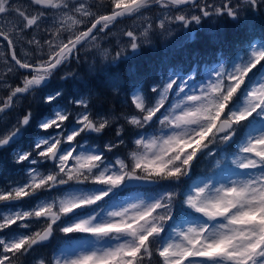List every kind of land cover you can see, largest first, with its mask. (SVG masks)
I'll return each instance as SVG.
<instances>
[{
	"label": "snow or ice",
	"instance_id": "6c2138e0",
	"mask_svg": "<svg viewBox=\"0 0 264 264\" xmlns=\"http://www.w3.org/2000/svg\"><path fill=\"white\" fill-rule=\"evenodd\" d=\"M152 9L156 15H146ZM262 9L264 0H28L26 7L0 0V21L15 18L11 27L0 25V93L7 91L0 118L37 91L49 109L0 129V150L26 165L27 176L0 190V264H20L53 239L52 254L34 264H264V37L249 39L242 56L206 67L204 76L199 53L187 70L166 65L150 86L147 77L126 86L110 71L152 33L178 29L187 42L195 39L192 25L212 18L226 17L253 36ZM125 18L140 20V28L123 30L126 40L110 53L101 41ZM85 45L108 61L90 71L110 91L126 90L134 112L115 120L93 115V90L68 98L63 85L49 88ZM18 46L33 55L18 56ZM16 73L23 79L13 87ZM121 118L114 139L97 144ZM122 147L127 155L111 159ZM201 164L209 170L197 174ZM141 186L147 189L133 192Z\"/></svg>",
	"mask_w": 264,
	"mask_h": 264
},
{
	"label": "trees",
	"instance_id": "16d2710c",
	"mask_svg": "<svg viewBox=\"0 0 264 264\" xmlns=\"http://www.w3.org/2000/svg\"><path fill=\"white\" fill-rule=\"evenodd\" d=\"M107 10L110 11V8ZM255 20V33L253 36L249 35L246 28L225 17L219 20L220 24L215 32V39L213 35L207 33L201 26H195L191 34L195 39L187 42L168 44L165 48L159 45L153 48L143 45L138 54L132 56L126 62L120 63L118 67H111L110 71L119 73L126 86L136 77H147V81L143 82L150 85L151 80L157 78L159 70L163 69L166 65L183 66L187 70L191 66L193 53H199V58L204 61L199 64V69L202 66L213 65L221 61L228 63L238 57V54H244L242 47H247L246 41L249 39L258 41L261 37H264V15L260 13L259 16H256ZM114 50L115 48H112L110 53L114 54ZM80 61H70L67 71L80 73L83 77L82 82L74 83L71 79L68 81L61 80L62 70L51 78L53 79L50 81L51 88L63 85L62 90L68 98H71L77 92L88 96L89 91L93 90L91 95V111L93 114L100 113L121 116V114L135 111L128 100L126 90H122L118 94L110 91L105 85V77L99 71L94 73L88 72ZM72 84L75 86V89ZM28 111H31L37 119L49 114L47 106L43 105L38 99L34 100L30 97L22 100L20 114L27 113ZM120 121L124 124V121ZM36 131L37 129L32 128L26 133L24 138L25 146L34 138L33 134ZM113 132V127L107 129L95 142L102 143L112 138ZM128 150V148L122 147L118 152L109 154V156H126ZM11 156L10 150H0V187L8 186V182L14 183L24 180L22 173L23 166L15 165ZM207 170L209 169H207L206 165L201 164L195 169V172L202 174ZM146 189L147 187H140L133 189V192H144ZM56 235L57 238L61 236L59 232ZM57 243L58 240L53 239L46 246L37 248L33 254L22 257L20 264H32V260L40 256H50ZM153 264H155V261Z\"/></svg>",
	"mask_w": 264,
	"mask_h": 264
},
{
	"label": "rangeland",
	"instance_id": "374dc122",
	"mask_svg": "<svg viewBox=\"0 0 264 264\" xmlns=\"http://www.w3.org/2000/svg\"><path fill=\"white\" fill-rule=\"evenodd\" d=\"M94 2H98V0H94ZM13 4L14 5H20L22 7H26L28 5V0H13ZM30 12H32V8H29L28 9ZM46 11H50V10H46ZM156 9H152L151 11H149L148 13H146V15L148 16H154L156 15ZM262 15H264V9L261 10L260 12ZM256 17H254V23H256ZM15 22V18L14 16L12 17H4V19L2 21H0V25L4 26V27H11L12 24ZM218 22L216 20V18H212L210 20H205L203 21L202 25H201V28L205 29V28H209V29H213L214 27H217L218 25ZM196 25H192V28L190 30V34H192L193 32V28L195 27ZM83 25H81V29H83ZM173 28H175V26H172ZM200 27V26H198ZM140 28V20L136 19V18H125V19H122L120 20L116 25L115 27L112 29V31L109 33V35L107 37H104L101 41L102 43V46L104 48H107L109 50V52L111 51L112 48H117L119 46V41L120 40H126V38L122 37V31L125 30V29H132V30H136V29H139ZM29 36H31V32L28 33ZM185 41V35L182 31L176 29L174 30L173 32V36H163V35H160L158 32H155V33H152L150 35V38H149V42L148 43H143L142 41V45H145V46H148V47H155L157 45H161L162 47L165 48V46H167L168 44H176V43H179V42H183ZM0 44H4L6 45V42H2L0 41ZM114 44L117 46V47H114ZM17 53H18V56L20 57H24L25 55H33L32 51L30 48L28 47H24V48H21L18 46L17 48ZM239 56H242V54H238V57ZM8 60L11 62V57H10V54L8 55ZM80 62H82L86 68V70L90 73H94L93 71H90L89 69V65L93 66L94 68L96 69H100L104 66H106L108 64V61L104 60L103 57L99 54V52H96V51H92V52H89L88 50V45H85L84 48H82L80 50ZM72 61H76L75 59H73ZM14 63V62H12ZM68 64L67 63L66 65L62 66L60 69H58L54 75H56L58 72L60 73V71L63 70L61 76H64L66 73H68L69 71H67V68H68ZM212 65H206V66H202L199 71H200V74L201 76H204L205 74V68L206 67H211ZM5 65H4V62H3V58H0V74H3V72L5 71ZM255 71V70H254ZM21 72H24V70H21ZM96 72V71H95ZM77 76H76V79L75 80H72V82L76 83V82H79L83 80V77L81 76L80 73H76ZM23 79V75L20 74V73H16L14 76L11 77V83L14 86L20 84V82L22 81ZM49 88L51 89V86L49 85ZM73 88L75 89V86L73 85ZM47 91V90H45ZM4 95H7V91L5 90L4 92L0 93V96H4ZM33 95H35L37 97V99L39 98V96H41V92L40 91H37L33 94H30L28 95L27 97H30L31 99H33ZM85 96V98H88L87 95L85 94H82ZM23 100V99H22ZM22 100L19 102L18 106L12 111L10 112L9 114L7 115H3L2 118H0V129H3L7 126H10L11 123L15 122V119L17 118L18 115H20V107H21V102ZM39 100V99H38ZM67 101L65 100H61L60 103L61 104H64L66 103ZM93 115H96V114H93ZM113 120H115V115H112V114H108ZM122 121H124L122 118L120 119ZM118 121L114 124L113 128H114V132L112 134V138L102 142V143H97V144H100L101 146L104 144V143H107L109 140H112L114 139L115 137V126H118L119 124H122L121 121ZM27 146V145H26ZM11 153V157L13 158V153L10 151ZM121 156V155H120ZM114 157H112L111 159H114ZM16 165V164H15ZM26 167L23 166L22 167V173L24 175V180L27 179V176H26V173L23 171V168ZM43 170V169H42ZM23 180V181H24ZM12 184V182H8V185ZM6 186H3V187H0V190L4 189ZM14 230H15V226H14ZM35 230V229H33ZM22 231V230H21ZM35 262V259L32 260V264H34Z\"/></svg>",
	"mask_w": 264,
	"mask_h": 264
},
{
	"label": "bare ground",
	"instance_id": "6f19581e",
	"mask_svg": "<svg viewBox=\"0 0 264 264\" xmlns=\"http://www.w3.org/2000/svg\"><path fill=\"white\" fill-rule=\"evenodd\" d=\"M51 80H53V79H51ZM72 86H73V84H72ZM150 86V85H149ZM58 87V86H57ZM114 156H116V155H113V156H110V158H112V157H114Z\"/></svg>",
	"mask_w": 264,
	"mask_h": 264
}]
</instances>
